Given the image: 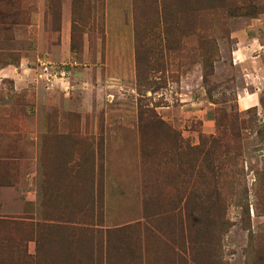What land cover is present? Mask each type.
<instances>
[{
	"label": "rangeland",
	"instance_id": "374dc122",
	"mask_svg": "<svg viewBox=\"0 0 264 264\" xmlns=\"http://www.w3.org/2000/svg\"><path fill=\"white\" fill-rule=\"evenodd\" d=\"M251 25L264 0H0V264H264Z\"/></svg>",
	"mask_w": 264,
	"mask_h": 264
},
{
	"label": "crops",
	"instance_id": "0c3cea01",
	"mask_svg": "<svg viewBox=\"0 0 264 264\" xmlns=\"http://www.w3.org/2000/svg\"><path fill=\"white\" fill-rule=\"evenodd\" d=\"M230 38L233 40V48L229 53L230 67L238 73L229 74L227 79L240 84L236 88L234 104L240 110L255 108L261 96H264V29L251 25L245 30L234 32ZM66 44L58 48H67ZM17 65L21 66V61ZM14 68V65L0 66V82L13 79ZM217 71L220 73V69L217 68ZM201 96L199 99L203 98Z\"/></svg>",
	"mask_w": 264,
	"mask_h": 264
},
{
	"label": "built area",
	"instance_id": "2783aa9c",
	"mask_svg": "<svg viewBox=\"0 0 264 264\" xmlns=\"http://www.w3.org/2000/svg\"><path fill=\"white\" fill-rule=\"evenodd\" d=\"M54 66L56 67V65H48V63H45V62L39 63V68L43 72L42 75H44L45 78L55 76L56 74L55 72H57L58 67H56L57 68L56 69ZM68 66L72 67L73 63H70ZM58 72H59V75L61 74L62 76L63 74H65L63 69H61V71H58Z\"/></svg>",
	"mask_w": 264,
	"mask_h": 264
}]
</instances>
